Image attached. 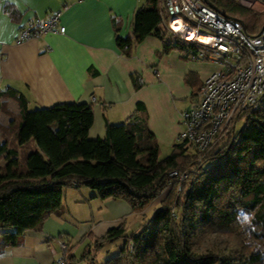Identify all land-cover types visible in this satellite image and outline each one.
Listing matches in <instances>:
<instances>
[{
  "label": "trees",
  "instance_id": "16d2710c",
  "mask_svg": "<svg viewBox=\"0 0 264 264\" xmlns=\"http://www.w3.org/2000/svg\"><path fill=\"white\" fill-rule=\"evenodd\" d=\"M204 1L239 20L247 34L264 26V11L238 0ZM162 2L147 0L138 7L133 38L116 37V46L128 56L133 42L152 34L162 41L163 53L175 48L183 59H199L196 45L162 26ZM6 9L13 13L11 7ZM133 81L138 87V79ZM7 100L15 101L18 112L9 114L2 126L12 133L11 146L5 137L0 141L6 160L0 169V251L39 226L46 212L56 210L64 188L86 187L94 197L124 201L140 213L171 185L137 232L126 235L121 224L94 239L95 247L124 239L119 252L104 264H264V105L250 116L237 112L223 137L203 154L188 150L183 140L160 157L142 103L124 126L106 123L102 138L89 139L90 104L30 109L22 91L7 88L0 90V111ZM244 117V125L236 129ZM172 171L186 176L180 180L169 175ZM67 246L68 264H74Z\"/></svg>",
  "mask_w": 264,
  "mask_h": 264
},
{
  "label": "crops",
  "instance_id": "0c3cea01",
  "mask_svg": "<svg viewBox=\"0 0 264 264\" xmlns=\"http://www.w3.org/2000/svg\"><path fill=\"white\" fill-rule=\"evenodd\" d=\"M146 1L0 0V90L22 91L31 109L90 104L89 139L102 138L106 123L124 126L136 104L142 103L148 130L170 150L184 129L182 112L198 100L202 80L221 65L183 59L175 48L163 53L162 41L152 34L133 42L130 54L124 55L116 37L133 38L134 13ZM238 1L264 11L262 0ZM56 12L63 33L19 40L21 28ZM93 195L86 187L64 188L56 210L46 212L39 226L24 231L15 245L0 251V264H49L61 255L54 242L60 234L74 259L77 252L86 256L94 239L111 228L124 224L132 232L139 230L142 221L132 219L136 213L126 202Z\"/></svg>",
  "mask_w": 264,
  "mask_h": 264
},
{
  "label": "built area",
  "instance_id": "2783aa9c",
  "mask_svg": "<svg viewBox=\"0 0 264 264\" xmlns=\"http://www.w3.org/2000/svg\"><path fill=\"white\" fill-rule=\"evenodd\" d=\"M161 24L173 36L199 49V59L221 65L201 82L198 100L181 114L186 141L203 154L224 135L239 111L252 112L264 105V26L254 34L244 32L239 20L228 17L204 0H163L159 7ZM59 12L47 19H33L20 29L19 40L46 32H64ZM184 179L186 174L169 173ZM61 255L49 264H68L67 243L60 234L54 239Z\"/></svg>",
  "mask_w": 264,
  "mask_h": 264
},
{
  "label": "rangeland",
  "instance_id": "374dc122",
  "mask_svg": "<svg viewBox=\"0 0 264 264\" xmlns=\"http://www.w3.org/2000/svg\"><path fill=\"white\" fill-rule=\"evenodd\" d=\"M17 112H18V108H17L15 101L13 100H7V102L4 103L2 110L0 111V141L2 140L3 137H5L6 146L8 147L11 146L9 145V142L10 140L12 141V133L10 132L7 133L6 129H4L2 126H5V124L8 123V119L10 116L9 114L14 116L17 114ZM244 123H245V117L237 120L236 129H239L240 127H242ZM27 147L25 146L19 149L18 151L20 152V154H22V152H24L27 149ZM168 148L169 147H166V146L162 147L160 145V157H164L169 153L170 150ZM187 148L188 150H192V147L189 145H187ZM5 162L6 160L4 158V153L0 152V169L4 167ZM19 166H21V162L19 163ZM170 188H171V185L170 187H167V189L163 193H161V195H159L158 198L154 200L155 202L152 201L151 204L143 212H140V213L135 212L136 214H134L133 217L131 216L132 219L137 218L138 221L139 220L140 222L142 221L141 223L143 225L148 219L151 218L154 210L160 207L162 201H164V199L167 197L169 193V192L167 193V190L168 189L170 190ZM142 225H140V227ZM124 226H125L126 235L132 233L131 228L128 225H124ZM123 242H124L123 238H117L112 241L104 242L101 246H97V247L92 246L90 248H87V253H86V256L84 255V257L81 256L82 254L78 255V252H77V254L75 255V258L73 259V263L74 264H104L106 260L113 257L119 252L121 246L123 245ZM128 248H131V245H129Z\"/></svg>",
  "mask_w": 264,
  "mask_h": 264
},
{
  "label": "snow or ice",
  "instance_id": "6c2138e0",
  "mask_svg": "<svg viewBox=\"0 0 264 264\" xmlns=\"http://www.w3.org/2000/svg\"><path fill=\"white\" fill-rule=\"evenodd\" d=\"M243 219L246 221L248 218L245 216V217H243Z\"/></svg>",
  "mask_w": 264,
  "mask_h": 264
}]
</instances>
